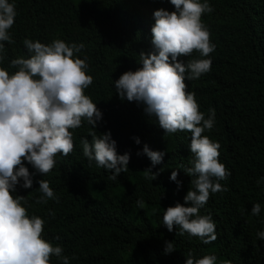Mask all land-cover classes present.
I'll list each match as a JSON object with an SVG mask.
<instances>
[{
  "label": "trees",
  "instance_id": "obj_1",
  "mask_svg": "<svg viewBox=\"0 0 264 264\" xmlns=\"http://www.w3.org/2000/svg\"><path fill=\"white\" fill-rule=\"evenodd\" d=\"M207 2L213 11L205 12L202 22L215 51L208 57L194 51L179 59L212 61L208 73L186 80L187 91L195 93L206 119L215 109L214 126L202 135L221 145L219 161L231 173L219 181L226 190L211 194L200 209V215H211L216 224L217 239L210 244L186 232L178 234L179 226L170 232L162 224L164 210L185 204L191 187L192 177L184 171L194 166L191 133L166 134L143 104L121 100L114 85L124 72L142 67L141 52L154 50V12L175 11L170 0H9L17 15L8 30L12 42H0V67L14 74L18 68L11 61L31 57L25 39L83 44L77 55L86 58L87 74L93 77L85 95L102 112L97 128L83 120L81 127L70 129L74 150L67 157L58 154L45 176L25 160L34 173L33 187L17 185L14 193L25 197L22 204L29 216L45 221L43 238L61 246L69 264H186L189 252L195 259L214 255L215 264H264V240L257 236L264 231V0ZM108 131L118 154L130 153L129 170L116 180L109 178V170L89 162L81 143L84 138L91 142V132L99 136ZM145 144L166 152L153 168L159 173L153 181L144 171L152 161L137 155ZM176 169L180 186L170 179ZM41 179L55 194L47 203L37 202L43 195ZM137 200L143 201L142 207ZM256 203L261 211L252 215ZM166 242H174L175 251L165 254ZM51 264L63 260L53 255Z\"/></svg>",
  "mask_w": 264,
  "mask_h": 264
},
{
  "label": "clouds",
  "instance_id": "obj_2",
  "mask_svg": "<svg viewBox=\"0 0 264 264\" xmlns=\"http://www.w3.org/2000/svg\"><path fill=\"white\" fill-rule=\"evenodd\" d=\"M170 2L175 11L161 8L154 12L155 24L151 28L154 50L150 54L141 52L142 67L124 72L114 85L121 100L143 104L146 114L156 117L166 134L191 133L189 147L194 166L184 169L192 177L190 190L184 197L185 204L190 206L180 203L169 206L164 210L162 224L170 232L179 226L178 234L186 232L210 244L217 239L216 224L211 215H200V209L211 194L226 190L219 181L231 173L219 161L221 145L202 135L206 129L213 128L215 109L209 110L206 119L195 93L187 91L186 80L208 73L212 61L203 58L185 63L179 58L189 57L194 51L208 57L215 51L210 31L202 22V15L213 9L207 0ZM16 15L13 3L0 0V42H12L8 30L14 25ZM23 43L32 55L11 61L18 71L10 74L0 67V264H51L53 255L62 258L63 264H69V258L62 256L63 248L43 238L45 221L39 216H29L22 204L26 203L25 197L14 193L17 185L25 189L33 187L34 173L24 165L25 160L36 173L45 176L54 168L58 154L67 157L74 150L70 129L81 127L83 120L97 128L102 112L85 95L93 77L87 74L86 58L77 55L83 44L69 45L60 39L50 44L31 39ZM3 47L0 43V51ZM90 135L91 142L87 138L81 141L83 155L89 162L94 160L97 166L109 170L112 180L129 170L130 153L118 154L117 142L110 131ZM134 139L140 144L139 138ZM141 154L152 161V167L144 171L150 173L148 178L153 181L159 175L153 168L162 163L166 152L153 151L145 144L142 153H137ZM178 175L176 169L170 179L180 186ZM38 183L43 194L38 203L55 198L48 181L41 179ZM136 203L143 206V201ZM260 211L261 206L256 203L251 214L259 215ZM257 236L264 240V231ZM164 251L165 254L175 251L174 242H166ZM186 257V264H215L217 259L214 255L195 259L191 252Z\"/></svg>",
  "mask_w": 264,
  "mask_h": 264
}]
</instances>
